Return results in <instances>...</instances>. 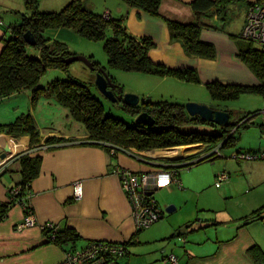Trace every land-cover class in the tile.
Returning a JSON list of instances; mask_svg holds the SVG:
<instances>
[{
  "label": "crops",
  "instance_id": "0c3cea01",
  "mask_svg": "<svg viewBox=\"0 0 264 264\" xmlns=\"http://www.w3.org/2000/svg\"><path fill=\"white\" fill-rule=\"evenodd\" d=\"M193 1L162 0L159 17H151L140 10L129 8L122 0H87L86 5L95 14L107 13L110 18L122 19L126 31L135 39L149 38L153 47L148 55L153 63L171 69L195 70L199 86L205 87L210 82L259 85L252 72L238 59L233 35L228 34L222 26L219 28L222 30L218 29L220 11L215 8L209 16L199 18L189 7ZM257 1L241 0L225 7V11L232 5L244 4L247 14L250 5ZM166 20L181 24L202 21L207 28L201 30L199 38L214 46L215 58L209 60L187 56L181 42L171 39ZM4 39L2 23L0 53ZM166 79L168 77L162 78L163 81ZM9 99L20 100L15 105V111L35 116L30 91L13 94L0 102ZM211 109L224 111L220 108ZM62 112L65 121L71 122L68 111L63 109ZM224 112L228 113L230 119L231 113ZM1 121L0 125H3ZM75 126L70 123L66 129L65 124V130H55L54 126L46 130L41 128L38 130L40 140L35 145H31L29 136L0 134V204L7 202V191L21 181L19 157L25 154L41 157L39 174L30 185L31 197L28 201L37 226L17 230L16 225L24 217L22 208L14 205L5 211L4 218L0 220V264H59L66 250L80 249L95 241L128 246L134 244L138 233L131 217L130 205L113 169L118 167L133 173L156 172L182 162L192 163L187 160L188 157L204 152V146L193 145L142 152L133 149L132 154L117 151L112 155L101 144L90 141L84 129ZM47 138L65 139L66 142L46 145L44 140ZM190 151L194 153L188 155ZM241 167L249 171L251 165ZM248 180V187L253 192L243 203L240 214H236L232 220L235 225L232 227L231 238L220 241L216 255L209 260H204L203 256L192 257L197 262L203 259L202 264H254L246 255L247 250L254 247L264 253V238L260 235L264 233V197L262 193H254L264 183V175L256 177V180L253 177ZM77 181L81 182L83 188L82 198L78 201L72 198V184ZM46 223L54 225L60 232L73 231L78 237L77 241L74 245L62 246L49 243L38 227ZM213 225H217V222Z\"/></svg>",
  "mask_w": 264,
  "mask_h": 264
},
{
  "label": "trees",
  "instance_id": "16d2710c",
  "mask_svg": "<svg viewBox=\"0 0 264 264\" xmlns=\"http://www.w3.org/2000/svg\"><path fill=\"white\" fill-rule=\"evenodd\" d=\"M29 16H22L20 23L14 27H6L10 32V39L3 40V48L0 53V100L23 91L31 92V102L34 105L38 96H51L64 109L72 120L81 124L89 136V140L99 143L110 152L111 149L125 151L165 150L185 146H204L206 157L200 158L198 154L188 157L192 163L184 164L180 161L177 166L172 165L167 169H173L175 180L179 176V170L188 169L194 165L219 158L222 148H230L237 142V134L241 129L250 127L258 128L264 135V117L260 122L256 120L258 114H246L237 121L229 119L227 125L219 127L213 123L202 121L199 117H190L184 105L167 102H142L136 107H129L122 103L123 93L113 83V93L119 98L118 103L123 105L124 111L134 119L140 113H147L154 120L151 127L136 125L131 126L123 121L107 116L102 105L91 95L86 85L74 80H55L45 89L41 87L40 80L49 70H61L67 72L69 65L65 61L72 57L67 47L60 42H50L45 38V32L67 28L78 36L90 41L104 40L106 33L111 32V37L105 41L104 50L107 54L110 68L124 72H135L152 75L159 78H174L186 84H199L197 72L192 69H171L162 64L153 63L148 55L153 43L149 38L135 39L123 26L122 19H113L109 14H95L87 9V0H72L60 12H40L37 0H22ZM129 8L140 10L151 17H159V8L162 0H122ZM241 0H194L189 4L192 12L197 17H207L212 9L225 10L230 4ZM171 39L181 42L187 56L212 60L216 51L212 44L200 40L199 35L207 25L200 20L196 23L181 24L166 20ZM210 28V27H208ZM219 29V28H218ZM219 30H222L219 29ZM29 31L35 44L29 46L24 41V34ZM241 35V34H240ZM237 57L246 64L252 74L259 81L256 86L228 85L219 82H210L205 85L212 101L226 102L237 99L241 94L256 93L264 97V51H261L248 41L239 36L236 40ZM243 42L247 44L242 45ZM37 50L38 56L27 54V48ZM93 72L100 67L93 64ZM117 103V102H116ZM229 112L228 110H224ZM231 113V112H229ZM188 125L208 126L212 131L182 133L180 128ZM0 134L14 137L29 136L31 145L39 142V131L36 129L33 118L30 115H21L13 123L0 125ZM66 142L65 139L47 138L46 145ZM240 154V152H237ZM258 154V152H248ZM20 161L21 181L15 187L7 191V201L0 204V220L4 218L5 211L17 204L27 202L25 198L30 193V185L39 174L41 157L22 155ZM213 160V159H212ZM19 189L14 196L13 189ZM153 196V195H152ZM32 210V209H31ZM257 214V213H256ZM140 231H137L139 233ZM47 236V233H44ZM77 235L71 230L60 232L57 230L55 239L49 241L59 246L74 245ZM127 249V244H123ZM127 254V251H126ZM246 255L254 264H264V253L257 248L247 250ZM126 256V255H125Z\"/></svg>",
  "mask_w": 264,
  "mask_h": 264
},
{
  "label": "rangeland",
  "instance_id": "374dc122",
  "mask_svg": "<svg viewBox=\"0 0 264 264\" xmlns=\"http://www.w3.org/2000/svg\"><path fill=\"white\" fill-rule=\"evenodd\" d=\"M71 1L37 0V7L40 12L56 13ZM226 9L218 13L220 18L217 27H224L228 34L233 35V40L236 37V40L240 41L246 6L232 5ZM22 16H29L22 0H0V20L3 23L5 39L11 37L6 27L18 25ZM44 36L50 42L63 43L70 55L84 57L92 64H98L113 83L120 87L123 95L138 96L140 104L145 101L184 106L195 103L209 108L226 109L231 112L232 122L246 114L257 113L258 122L264 117V97L256 93L241 94L235 100L217 103L211 100L205 87L197 84H185L171 78L163 81L162 78L152 75L110 68L104 50L105 41L111 37L110 31L106 33L104 40L98 41L82 38L67 28L49 30ZM246 44L243 42L242 45ZM27 54L38 56L37 50L31 47L27 48ZM244 65L250 71L248 66ZM95 74L96 72L89 70L83 63L73 62L67 72L57 69L47 71L40 80V85L46 89L55 80L78 81L87 86L91 95L102 105L107 116L119 119L129 126L134 124V118L124 111L121 103H111L97 91L94 85ZM18 101L20 100L9 99L0 102V120L2 119L3 125L13 123L21 115H27L26 112L21 114L15 111ZM29 106L32 107L31 104ZM33 109L35 116L32 118L37 130L41 128L46 130L53 126L55 130H65V124L67 129L70 123H74V127L77 125L84 129L74 120L67 123L62 112L64 108L48 94L47 96L40 94ZM180 131L182 133L211 132L212 129L204 125H188L181 127ZM235 135L238 138L235 145L222 148L219 151V158L215 157L212 158L213 160L179 170L178 178L170 186L153 193L163 218L138 233L134 244L128 246V255L120 259L119 264H164V259L170 255L177 258L178 264H202L203 259L197 262L195 258L203 256L204 260H209L216 255L219 242L231 238L232 227L235 225L232 220L236 214H240L243 203L253 192L248 187V179L253 177V180H256V177L264 175V160L237 162L232 158L237 152H264V136L261 131L256 127H250L241 129ZM193 153L187 152L188 155ZM198 156L203 158L207 154L200 152ZM246 164L251 165L249 171L241 167ZM221 174L227 175L225 180L227 182H221L220 187L216 188L215 183ZM254 193L257 195L262 193L264 197V183ZM170 207L174 211L167 213L166 209ZM215 221L217 225H213ZM260 235L264 238L263 232Z\"/></svg>",
  "mask_w": 264,
  "mask_h": 264
},
{
  "label": "built area",
  "instance_id": "2783aa9c",
  "mask_svg": "<svg viewBox=\"0 0 264 264\" xmlns=\"http://www.w3.org/2000/svg\"><path fill=\"white\" fill-rule=\"evenodd\" d=\"M107 13H105V16ZM2 22H0V26ZM241 38L251 42L257 49L264 51V0H259L248 8L245 23L241 31ZM264 136V135H263ZM123 152L134 153L133 149ZM110 153L115 154V149ZM232 158L237 162L264 160V152L258 154L235 153ZM113 174L119 179L121 191L130 205L131 217L136 231H142L155 222L163 218V213L158 210L153 193L156 190L167 188L175 181L173 169L159 170L148 173H133L129 170L115 167ZM227 180L226 174H221L215 183V187H220V183ZM17 188L12 190L15 196ZM82 184L77 181L72 184V198L80 200L82 198ZM31 194L26 195L27 202L21 204L17 202L23 210L24 217L16 225L17 230L37 226L28 201ZM9 198L7 201H11ZM43 233H47L48 241L55 239L57 228L49 223L38 225ZM126 255V248L123 244H113L110 242L95 241L90 242L80 249L66 250L64 258L59 264H119L118 261ZM164 264H178L177 258L170 255L164 259Z\"/></svg>",
  "mask_w": 264,
  "mask_h": 264
},
{
  "label": "water",
  "instance_id": "95a60500",
  "mask_svg": "<svg viewBox=\"0 0 264 264\" xmlns=\"http://www.w3.org/2000/svg\"><path fill=\"white\" fill-rule=\"evenodd\" d=\"M23 38L27 45L33 46L35 44V39L29 31L24 34ZM73 62H81L89 70H94L93 64L84 57L72 56L65 61L66 64H71ZM94 85L97 91L109 102L116 103L119 101V98L113 93L115 85L111 83L110 78L102 69H99L96 72ZM121 101L124 105L129 107H136L140 104L138 96L133 94H124L121 98ZM185 110L190 117L197 116L202 121L213 123L219 127L227 125L229 121L228 113L220 110H214L204 105L188 103L185 105ZM134 123L136 125L151 127L154 125V120L147 113L143 112L136 116V118L134 119ZM173 211L174 209L172 207L166 209L167 213H171Z\"/></svg>",
  "mask_w": 264,
  "mask_h": 264
}]
</instances>
